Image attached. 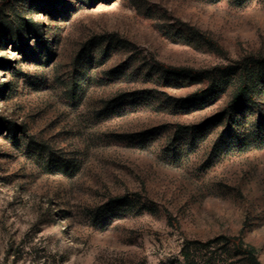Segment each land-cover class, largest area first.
Listing matches in <instances>:
<instances>
[{"label": "rangeland", "instance_id": "rangeland-1", "mask_svg": "<svg viewBox=\"0 0 264 264\" xmlns=\"http://www.w3.org/2000/svg\"><path fill=\"white\" fill-rule=\"evenodd\" d=\"M236 235L264 264V0H0V264H233L188 242Z\"/></svg>", "mask_w": 264, "mask_h": 264}, {"label": "trees", "instance_id": "trees-1", "mask_svg": "<svg viewBox=\"0 0 264 264\" xmlns=\"http://www.w3.org/2000/svg\"><path fill=\"white\" fill-rule=\"evenodd\" d=\"M162 68L171 74H183L187 73L192 76H200L205 75V71H195L190 70L186 68H177V67H171V66H164L162 65ZM249 84L247 82V77L245 74H243V80L241 81L240 85L238 86L235 94L233 95L231 101L228 103L229 108L235 107L240 100L249 93ZM223 243L224 246H228L229 252H231V257L238 258L237 261L233 264H260L258 260L256 259V249L254 246L245 243L242 236L236 235V236H222L217 237L214 239H210L206 242H199V241H191L188 242V244L196 245L199 248H210L215 246L217 243ZM185 258H188V254H184ZM194 258V257H193ZM192 258V259H193ZM196 259H193L191 263H194Z\"/></svg>", "mask_w": 264, "mask_h": 264}]
</instances>
